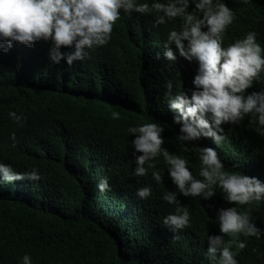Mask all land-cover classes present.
Wrapping results in <instances>:
<instances>
[{
  "label": "trees",
  "instance_id": "16d2710c",
  "mask_svg": "<svg viewBox=\"0 0 264 264\" xmlns=\"http://www.w3.org/2000/svg\"><path fill=\"white\" fill-rule=\"evenodd\" d=\"M224 3L235 18L222 46L254 31L264 49V0ZM154 19L122 11L109 42L71 66L63 60L51 63L44 42L32 49L14 42L7 52L0 50V162L16 172L35 167L41 174L39 181L0 183V264H18L25 254L32 264H208L207 237L219 234L217 209L235 206L264 228V201L229 205L219 188L208 200L184 197L169 180L160 155L154 159L163 173L160 184L150 172L132 175L134 137L127 129L155 122L164 128L162 147L184 158L198 179L199 152L208 146L215 148L226 171L264 182V127L247 116L222 125L219 145L202 139L183 151L164 83L173 82V93L177 85L187 91L196 65L182 58L171 66L162 56L155 59L167 32L173 26L179 30L181 20L153 28ZM250 91H264V71L245 94ZM9 111L22 115V123L13 122ZM113 112L119 119L112 118ZM102 177H108L110 191L97 189ZM144 186L151 195L141 200L135 192ZM166 191L175 192L179 206L189 212V226L175 233L162 224L177 207L161 199ZM240 240L246 247L238 250V264H264V235L246 240L239 234L224 236L232 251Z\"/></svg>",
  "mask_w": 264,
  "mask_h": 264
},
{
  "label": "clouds",
  "instance_id": "9594fccd",
  "mask_svg": "<svg viewBox=\"0 0 264 264\" xmlns=\"http://www.w3.org/2000/svg\"><path fill=\"white\" fill-rule=\"evenodd\" d=\"M122 11L154 15L153 28L177 18L181 20L179 30L173 26L167 32L163 52L157 53L155 59L162 56L169 66L180 58L196 65L187 91H180L177 85L178 90L173 93V82L164 83V98L172 113V123L179 126L176 139L183 151H190L188 145L195 146V142L202 139H211L213 144L219 145L224 139L222 125L238 124L245 116L264 127V91L245 94L264 71V49L257 42L254 31L222 46L225 30L235 18L224 0H152L151 3L139 0H0V50L7 52L14 42L29 49L44 42L49 44L51 63L59 64L63 60L71 66L74 61L87 59L90 50L109 42ZM62 48L71 51L62 52ZM8 116L17 124L24 119L14 111H9ZM111 116L119 119L118 112ZM127 132L134 137L130 145L134 177L150 172L151 179L160 184L163 173L154 163L160 155L167 165L169 180L184 197L208 200L215 195L214 188H219L229 205L264 201V182L238 171H226L215 148L205 146L199 152L198 175L202 179H198L184 158L162 147L164 128L160 124L130 126ZM10 139L15 141L14 132ZM40 179L41 174L35 167L16 172L10 165L0 162V183ZM96 187L101 193L110 191L108 177H102ZM135 195L146 199L151 195V188L140 187ZM161 199L169 205H177L173 213L163 218V226L172 233L188 227L189 212L179 206L176 193L166 191ZM215 219L219 234L207 237L208 264H238V250H243L246 243L237 241V251H232L224 242L225 235L239 234L245 240L264 235V228L257 227L247 212L240 213L235 206L217 209ZM18 264H32L31 257L23 255Z\"/></svg>",
  "mask_w": 264,
  "mask_h": 264
}]
</instances>
